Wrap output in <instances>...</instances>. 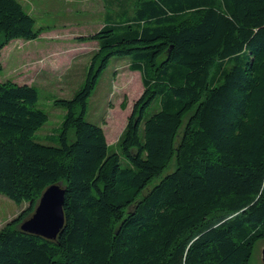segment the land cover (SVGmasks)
<instances>
[{"label":"trees","instance_id":"obj_1","mask_svg":"<svg viewBox=\"0 0 264 264\" xmlns=\"http://www.w3.org/2000/svg\"><path fill=\"white\" fill-rule=\"evenodd\" d=\"M112 18L80 39L97 49L81 89L55 102L58 146L33 139L48 121L36 87L0 82V194L28 204L0 229V264H250L264 241V0H136ZM38 34L18 0H0V53ZM115 57L142 93L110 153L85 116ZM59 184L57 238L21 232Z\"/></svg>","mask_w":264,"mask_h":264},{"label":"rangeland","instance_id":"obj_2","mask_svg":"<svg viewBox=\"0 0 264 264\" xmlns=\"http://www.w3.org/2000/svg\"><path fill=\"white\" fill-rule=\"evenodd\" d=\"M36 21L38 36L33 40H11L0 53V82L11 81L36 87L38 107L48 121L34 135L35 142L58 146L66 114L58 100H69L84 84L97 43L80 41L97 33L112 15L116 22L132 15L136 0H18ZM124 9V15L119 16ZM108 14V15H107ZM107 15V16H106ZM110 19L108 20V22ZM128 58H112L101 74L88 100L85 120L101 126L109 143V152H117L133 103L142 93L138 72L128 69ZM126 106L123 108L122 104ZM156 102L148 109L155 108ZM175 169L174 162L165 171ZM157 180H155L156 182ZM28 207L18 206L0 194V229ZM264 241L256 243L250 264H264Z\"/></svg>","mask_w":264,"mask_h":264},{"label":"water","instance_id":"obj_3","mask_svg":"<svg viewBox=\"0 0 264 264\" xmlns=\"http://www.w3.org/2000/svg\"><path fill=\"white\" fill-rule=\"evenodd\" d=\"M64 190L61 185L49 186L41 195L33 214L20 225V231L54 241L64 227ZM264 261V250L262 252Z\"/></svg>","mask_w":264,"mask_h":264},{"label":"crops","instance_id":"obj_4","mask_svg":"<svg viewBox=\"0 0 264 264\" xmlns=\"http://www.w3.org/2000/svg\"><path fill=\"white\" fill-rule=\"evenodd\" d=\"M107 139V138H106ZM108 141V140H107ZM107 144H109L108 142H107Z\"/></svg>","mask_w":264,"mask_h":264}]
</instances>
